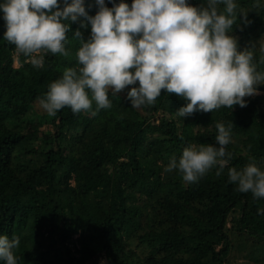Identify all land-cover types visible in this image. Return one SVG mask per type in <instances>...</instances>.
Returning <instances> with one entry per match:
<instances>
[{
    "label": "trees",
    "instance_id": "16d2710c",
    "mask_svg": "<svg viewBox=\"0 0 264 264\" xmlns=\"http://www.w3.org/2000/svg\"><path fill=\"white\" fill-rule=\"evenodd\" d=\"M236 2L251 10L249 22L238 16L230 32L243 50L264 34V0L258 12L256 0ZM105 4L112 7V0ZM85 6L95 14V0ZM70 27V57L48 53L44 67L35 68L21 55L15 66L0 11V235L20 238L17 264H98L101 255L107 264H225L232 233L247 239L243 248L256 262L264 261V198L241 193L228 180L229 167L240 170L251 158L264 170V94L245 97L243 108L178 117L183 98L162 91L154 105L134 109L126 89L110 93L112 107L96 116L65 107L50 121L26 119L48 85L76 66L79 23ZM81 31L87 37L90 26ZM255 56L258 61V44ZM47 122L54 132L41 129ZM218 122L233 125L226 146L232 159L221 176L213 167L188 184L178 171H164L184 147L215 144Z\"/></svg>",
    "mask_w": 264,
    "mask_h": 264
},
{
    "label": "clouds",
    "instance_id": "9594fccd",
    "mask_svg": "<svg viewBox=\"0 0 264 264\" xmlns=\"http://www.w3.org/2000/svg\"><path fill=\"white\" fill-rule=\"evenodd\" d=\"M97 10L90 15L85 0H3L6 30L3 38L15 46V57L35 68L44 67L48 53L70 57V22L79 23L73 38L79 41L76 66L66 67L38 98L39 109L54 117L65 107L74 114L96 116L110 109L109 94L128 89L131 107L154 105L162 91L183 98L186 103L176 116H191L197 111L212 113L221 108L246 107L245 97L258 95L264 84V40L259 41V60L253 44L238 50L230 34L238 16L247 24L248 12L236 0H207L194 6L188 0H125L112 7L95 0ZM88 8L93 7L90 2ZM261 8L259 0L253 10ZM90 26L85 37L81 29ZM138 82V83H137ZM93 104L95 109L93 110ZM215 144H190L182 155H173L165 172L178 171L183 181L196 183L213 167L216 176L232 159L226 146L231 142L233 125L218 122ZM183 139V137H181ZM228 180L241 193L264 198V170L254 158L242 169L228 168ZM261 211V210H258ZM264 214V211H261ZM20 238L0 235V260L17 264L14 249Z\"/></svg>",
    "mask_w": 264,
    "mask_h": 264
},
{
    "label": "rangeland",
    "instance_id": "374dc122",
    "mask_svg": "<svg viewBox=\"0 0 264 264\" xmlns=\"http://www.w3.org/2000/svg\"><path fill=\"white\" fill-rule=\"evenodd\" d=\"M233 36L235 38L237 37V35H233ZM262 40H264V34L257 41L258 46H259V41H262ZM14 65L15 66L19 65L16 57H15ZM261 85L262 84L257 85V91H258V93L264 94V89L261 87ZM31 109L32 110L26 116V119H35L36 121H38V120L46 118L48 116L45 112H43L41 109H39L37 101H35V103L31 107ZM50 118L51 117H48L46 120L50 121ZM24 123H26V121ZM41 129L44 131H50V132H54V130H55L54 126L51 125L49 122H47V124H45V125H42ZM41 143H42V141H41ZM38 144H40V143H38ZM230 224H231V220L227 222V226L229 227ZM232 241H233V246H234L233 251H231V253H230L225 264H264V261L262 259H260L259 262H256V256L257 255L256 254H250L247 252V249L243 248V246L246 248H249V245L247 243V239H245L243 242H241L237 233H232ZM259 254L262 255L261 253H259ZM98 264H107L104 255L99 256Z\"/></svg>",
    "mask_w": 264,
    "mask_h": 264
}]
</instances>
